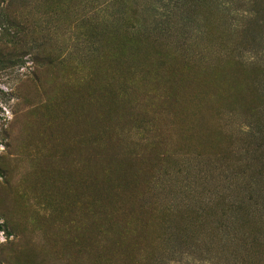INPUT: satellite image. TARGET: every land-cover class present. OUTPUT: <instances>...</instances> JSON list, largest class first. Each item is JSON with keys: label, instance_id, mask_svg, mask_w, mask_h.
I'll return each mask as SVG.
<instances>
[{"label": "rangeland", "instance_id": "1", "mask_svg": "<svg viewBox=\"0 0 264 264\" xmlns=\"http://www.w3.org/2000/svg\"><path fill=\"white\" fill-rule=\"evenodd\" d=\"M0 264H264V0H0Z\"/></svg>", "mask_w": 264, "mask_h": 264}]
</instances>
